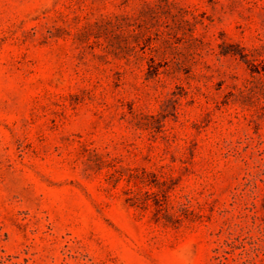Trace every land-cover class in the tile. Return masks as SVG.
I'll list each match as a JSON object with an SVG mask.
<instances>
[{"label":"rangeland","instance_id":"rangeland-1","mask_svg":"<svg viewBox=\"0 0 264 264\" xmlns=\"http://www.w3.org/2000/svg\"><path fill=\"white\" fill-rule=\"evenodd\" d=\"M0 264H264V0H0Z\"/></svg>","mask_w":264,"mask_h":264},{"label":"trees","instance_id":"trees-1","mask_svg":"<svg viewBox=\"0 0 264 264\" xmlns=\"http://www.w3.org/2000/svg\"><path fill=\"white\" fill-rule=\"evenodd\" d=\"M112 175L116 176L117 181L123 178L127 180L131 194L127 200L131 205L146 207L150 204L151 197L154 196L159 212L164 210L163 216L167 220L178 223L187 214L188 204L186 202H179L177 205L170 204L169 190L171 186H169V181L172 180V175L165 173L159 175L144 167L129 168L128 173L116 170ZM160 193L163 194V199L159 198Z\"/></svg>","mask_w":264,"mask_h":264}]
</instances>
